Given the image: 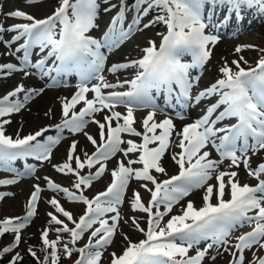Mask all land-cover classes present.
<instances>
[{"label":"snow or ice","instance_id":"1","mask_svg":"<svg viewBox=\"0 0 264 264\" xmlns=\"http://www.w3.org/2000/svg\"><path fill=\"white\" fill-rule=\"evenodd\" d=\"M25 2L31 5L39 0ZM104 3L107 6L103 11L115 10V14L99 39L89 35L91 30L99 28L98 0H58L52 14L42 19L20 9L3 12L0 4V14L27 21L8 26L0 22V43L8 49L2 54H21L17 56L19 63H0V75L21 72L27 78L38 74L50 79L49 87L73 73L80 81L77 91L70 98L62 99L60 123L23 137L19 133L15 138L7 135L4 126L11 121L4 118L19 113L45 89L26 88L20 83L0 96V170L12 174L11 178L0 179V186L14 185L24 176H33L39 181L41 177L34 176L35 165L25 164L21 172L15 162L31 158L40 164L51 163L53 149L64 139L65 130L83 134L94 148L91 153L82 150L78 154L79 142L73 140L66 159L52 164L57 173L75 177L74 190L61 186L49 176L43 177L48 190L85 207L83 214L76 217L56 196L49 197L47 203L53 211L46 213L47 227L40 236V250L45 254L41 259L32 246L27 248L28 254L36 264H60L62 258L71 259L74 253L77 258L72 264H102L103 253L122 230L123 221L144 238L132 241L125 234L124 249L119 254L109 253L110 264H204L205 260L214 262L223 253L229 254V264H264V157L253 168L248 155L264 151V57L255 67L247 69L241 66V61L248 63L243 56L232 61L235 69L225 62L219 69L221 78L195 94L193 89L200 77L192 74L193 70H202L209 61L212 47L220 40L219 30L231 20L232 14L237 21L243 19L245 9H255L257 14L264 15V0H131V3L104 0ZM225 6L224 18L215 22L216 9ZM152 11L157 14L141 28V21ZM129 12L132 20L125 27ZM153 23H163L166 27V32L157 33L161 37L159 46L150 40L142 49V57L112 64L108 71L113 74L128 68L136 71L130 80L110 83L103 75L106 52L119 48L136 31H143ZM6 33L10 34L7 39ZM13 44L17 45L14 49ZM244 47L255 46L238 45L235 52L240 53ZM35 49L39 53L33 61ZM185 55L191 57L190 62L183 60ZM93 80L96 83L89 87ZM124 85H128L127 91H104ZM90 92L92 98H88ZM153 93L163 94L167 101L175 99L181 109L212 97L217 99L207 105L200 117L176 131L172 118L156 120L158 105ZM120 105L126 112L116 110ZM139 109L150 111L137 128L134 113ZM97 114H102L101 118ZM177 117L184 119L183 111ZM225 120H235V123L223 124ZM89 124L97 126L98 139L86 131ZM218 124L223 126L217 127ZM52 128L55 134L45 135ZM173 133L177 140L172 139ZM209 146L219 159L211 157ZM166 153L177 165V174L169 175L164 167ZM120 155L126 159L119 158ZM114 158L111 182L91 198L86 196L84 190L109 172L108 162ZM225 160L230 161L229 169L239 168L243 163L247 174L257 183L241 185L236 180V171L220 170ZM85 169L88 171L84 172ZM154 173L166 178L160 179ZM213 178L216 184L210 183ZM132 180L142 182L141 188L150 194L147 203L139 192L128 199L131 211L146 214V227L136 217L121 214ZM226 187L230 189L229 199H225ZM198 189H203V206L197 208L191 200L180 204ZM42 191L41 184L34 183L25 214L0 219V237L13 234L12 242L0 250V258L14 253L8 264L23 262V255L15 249L20 247L23 231L37 215ZM11 195L14 194L0 192V200ZM178 204L179 214L169 215ZM166 216L169 218L165 221ZM245 225L254 226L234 236ZM50 231H55V239L49 238ZM86 234L87 241L78 246ZM246 250L252 252L251 259L245 255Z\"/></svg>","mask_w":264,"mask_h":264},{"label":"rangeland","instance_id":"2","mask_svg":"<svg viewBox=\"0 0 264 264\" xmlns=\"http://www.w3.org/2000/svg\"><path fill=\"white\" fill-rule=\"evenodd\" d=\"M112 3H117V0H111ZM100 4L99 17L96 23L99 25L98 29H93L90 31L89 35L94 38H101L103 31L106 30L108 24L110 23L111 17L115 14V10L112 12H104L103 9L107 6L104 3V0H98ZM0 4L3 5V12H8L10 10L20 9L28 14L33 15L36 19L45 18L48 15H51L55 7L58 5V0H39L38 3L27 4L25 0H0ZM207 9V8H206ZM132 13H128V17H131ZM127 17V18H128ZM258 15L255 9H251L246 11L243 15V19L240 21L235 20L229 24V28L221 27L219 30L220 40L219 42L212 47V55L209 61L205 64L204 68L200 70V79L199 83L193 89V94L198 92L199 90L204 89L210 83L216 81L221 78V73L219 69L226 62L229 66L235 69V66L232 64L233 60H239L241 56L244 57L248 63L245 64L241 61V66L248 68L253 66L258 59L263 56L264 53V28L260 26V21L258 20ZM214 21L216 20V14L214 15ZM149 18L141 21L140 27L143 28V25L149 22ZM128 21V20H127ZM0 22L4 23L5 26L15 24V23H24L27 21H23L21 19L15 18H7L3 14H0ZM208 31V29H206ZM164 29H156L152 26L143 29V31H136L129 39H127L123 44L120 45L119 48H114L110 52H106L107 60L105 63V68L103 71V75L110 83L123 82L124 80H130L133 78L135 69L128 68L126 70L117 72L115 74L108 71V68L111 67L114 63H125L128 60L138 59L143 56L142 49L148 46V42L150 40L155 41L157 46H159L161 37L157 35V33H164ZM10 34H4L5 39L9 38ZM21 42V41H20ZM238 45H254L255 47H244L240 53L235 52V48ZM16 44H13V49L16 47ZM8 49L0 43V63H18L17 56L21 54H17V56L12 55H3L2 53L7 52ZM38 51V50H37ZM30 71H34L31 70ZM199 73V71H196ZM196 73H192L193 75H197ZM23 83L26 88H44L42 94L34 96L29 102L26 103L25 108H23L19 113H14L4 119H10L11 123L5 125V130L7 135H11L13 138L16 137V134L19 133L21 137L28 135L30 133H34L35 131L47 127L52 126L62 119V99L64 97H71L77 91V83H70L68 80L60 81V83L56 86L49 87L48 85L51 83L49 78L41 77L37 75H31L27 78L23 76V73L16 72L10 76L0 77V96L6 93L7 91L12 90L16 85ZM96 81L93 80L89 83V87L92 84H95ZM126 91L128 90V85H124V87L116 88V89H105V92L108 91ZM22 95V94H21ZM88 98H92L93 94L90 92L87 94ZM215 97L210 99L203 100L198 105H192L190 109L187 111H183L185 118L178 119L177 117L173 119V122L176 127V131H180L183 125L191 123L193 118L197 119L203 114V111L206 109L207 105L212 103V100ZM82 107L81 105L77 106V110ZM118 111L124 113L126 112V108L123 105L117 107ZM145 111L134 113L136 120H139L142 117ZM181 111H176V114ZM102 114H97V118H101ZM161 116H157L156 120H159ZM223 124H225L223 122ZM222 125V124H221ZM86 131L92 134L95 138L98 139V128L95 124H89ZM51 135L55 134V131L48 132ZM96 133V134H93ZM64 139L62 142L56 146L55 150L52 154L51 163L44 162L41 164V168L37 170L34 176H39L41 179L36 181L33 176L30 177H22L18 180V183L14 185H6L4 187L0 186V192H10L14 195L8 196L2 200H0V219L5 217H17L23 216L26 211V204L30 197V193L33 191V184L40 183L44 191L41 193V198L38 203V213L35 217H33L31 224L23 231V241L18 249L15 251L21 252L24 259L22 264H27L26 262V253L27 248L29 246L37 249L41 245L40 236L43 228L47 227L46 221L48 219L46 213L53 211L52 207L47 203L49 197L56 196L57 199L60 200L61 204L65 207L66 210H69L73 213L74 216L78 217L84 211V205L80 202L78 203H70L66 199L63 198V194H56L51 192L46 188L45 182L43 180L44 176H49L53 178L55 181H58L62 185H65L71 189L74 183V177L72 175H63L57 173L52 164H58L60 161L64 160L65 155L67 153L66 148L67 144L70 141L76 140L78 141V154L82 153V150H87L89 153L93 149V146L86 140L83 134H72L67 130L63 133ZM173 140H177L175 133H173ZM86 145L88 148H86ZM61 146L63 152L61 155L58 154L59 147ZM210 148V146H209ZM174 151H178V149H173ZM210 151V150H209ZM119 155V154H118ZM251 157L250 166L255 167L258 161L264 157V151H261L259 155H252V153H248ZM211 157L216 159V155L214 151L211 149ZM121 159H126L122 155L119 156ZM171 163L169 175H173L177 170V165L171 160L170 154L166 153L163 158V165L166 168V165ZM230 161L225 160L221 165L220 170L224 171H236L238 173L236 180L240 182L241 185L247 183L249 185H255L257 180L247 174L243 163H241L239 168L232 167L229 169ZM116 159L109 161V172H106L99 180L93 182L92 187L90 189H85V193L88 196H92L94 193L103 190V188L110 181V170L115 166ZM17 163L15 162V167ZM87 172L88 170H83ZM160 179H164L166 177L161 176L160 174L154 173ZM5 176H12L11 173L0 170V178ZM264 178V177H262ZM228 179V178H227ZM140 181L132 180L129 184V188L126 194L125 203L122 205L121 214L124 217H136L142 227H145L146 224V215L138 212L131 211L128 204V199L132 197L134 192H139L143 198V201L146 202L149 193L141 188ZM212 184H216L215 181H210ZM230 191V189H229ZM203 189H198L193 192L191 195L185 197L180 201V204H186L187 201L191 200L195 207L199 208L203 206L202 201ZM180 204L176 205L172 212L169 215L179 214L180 212ZM169 217H165V221ZM61 219H65L61 217ZM141 219L143 221L141 222ZM67 222V221H66ZM69 226L72 225L69 223ZM121 231H118L115 235L114 242L110 247H108L107 251L103 253L102 264H110V256L109 253L116 252L117 254L121 253L124 249V240L123 237L126 234L130 239L133 236L139 237L142 239V234L136 231L133 227H130L128 224H124L121 221ZM247 227L252 228V225ZM54 233H49V237ZM13 234L9 236H5L2 239L4 245H8L12 241ZM84 241V240H83ZM234 241V238H233ZM12 255V253H9ZM210 254H215L210 251ZM262 254V253H257ZM245 255L251 259L252 252L245 251ZM65 258L63 260V264H69L72 260ZM229 262V254L223 253L222 256H218L214 262H210L209 260H205L204 264H228Z\"/></svg>","mask_w":264,"mask_h":264},{"label":"trees","instance_id":"3","mask_svg":"<svg viewBox=\"0 0 264 264\" xmlns=\"http://www.w3.org/2000/svg\"><path fill=\"white\" fill-rule=\"evenodd\" d=\"M129 3H131V0H129ZM157 13H156V11H152V12H150L148 15H147V17L150 19V20H152L153 19V17L156 15ZM259 21H260V26L261 27H263L264 28V15H260L259 14ZM153 25H154V27L156 28V29H165L166 27H165V25L163 24V23H153ZM53 236H55L56 237V233H55V231H54V235ZM4 237V236H3ZM3 237H0V250H2L1 249V247H2V245H3V242H2V238ZM64 239L65 240H67V236H65L64 237ZM132 239H133V241H138V239L139 238H137L136 236H133L132 237ZM42 246V245H41ZM41 246L39 247V248H37V249H41ZM27 250V249H26ZM44 252H42L41 250L39 251V253H37V255L38 256H40V258L41 259H43V256H44V254H43ZM26 262H27V264H36V261L34 260V258L32 257V256H30L28 253H26ZM10 256H9V254H5L2 258H0V264H8V262H9V260H10V258H9ZM72 260L70 261L71 263H72V261H74V258H75V253L73 254V256H72ZM65 258H62L61 259V262H60V264H63V260H64Z\"/></svg>","mask_w":264,"mask_h":264},{"label":"bare ground","instance_id":"4","mask_svg":"<svg viewBox=\"0 0 264 264\" xmlns=\"http://www.w3.org/2000/svg\"><path fill=\"white\" fill-rule=\"evenodd\" d=\"M145 113H147V112L145 111L143 114H145ZM93 134H96V133H93ZM59 148H60V149L58 150V154L61 155L62 152H63V150H62L61 146H60ZM86 148H88L87 145H86ZM170 166H171V163H168V164L166 165V169H167L168 173L170 172Z\"/></svg>","mask_w":264,"mask_h":264}]
</instances>
